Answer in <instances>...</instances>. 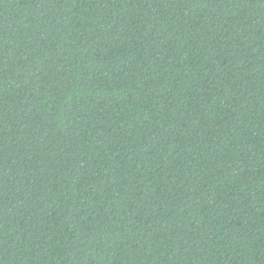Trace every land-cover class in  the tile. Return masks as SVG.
<instances>
[{
	"label": "trees",
	"instance_id": "16d2710c",
	"mask_svg": "<svg viewBox=\"0 0 264 264\" xmlns=\"http://www.w3.org/2000/svg\"><path fill=\"white\" fill-rule=\"evenodd\" d=\"M0 264H264V0H0Z\"/></svg>",
	"mask_w": 264,
	"mask_h": 264
}]
</instances>
